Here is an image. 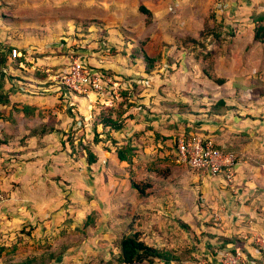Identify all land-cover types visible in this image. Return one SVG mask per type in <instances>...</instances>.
Listing matches in <instances>:
<instances>
[{"label": "rangeland", "instance_id": "1", "mask_svg": "<svg viewBox=\"0 0 264 264\" xmlns=\"http://www.w3.org/2000/svg\"><path fill=\"white\" fill-rule=\"evenodd\" d=\"M121 1L119 10L118 0H0V56L13 48L22 54V66L9 63L7 73L0 70V95L16 93L21 83L57 87L55 77L76 59L109 73L111 77L105 76L117 83L116 95L130 107L123 120L132 119L133 124L125 125H140L124 139L134 146L130 163L107 158L104 168L73 173L66 180L58 177L51 189L53 200L40 203L38 210L1 214L0 264L38 257L66 243L75 247L51 264H118L119 242L134 232L144 243L162 246L158 251L172 260L168 264L216 263L219 255L233 254L236 248L261 263L264 252L256 250L258 240L264 241V112L254 113L261 132L252 137L236 134L255 149L225 147L238 161V182L234 178L228 184L216 176L225 185L223 193L204 186L209 176L178 161L176 142L201 134L199 119L214 118L226 107L237 109L236 103L249 100L264 106V38L254 39L260 23L253 21L264 14V0H241L243 5L240 0H234L236 5H231L233 0H150L161 4L154 19L137 10L136 0ZM97 19L125 24L106 25V32L88 29L84 21ZM135 49L157 58L150 75H145L143 62L131 57ZM101 61L106 68L99 66ZM107 88L103 96L111 95ZM258 91L261 95L254 99ZM19 110L0 107V132L8 131L14 145L25 141L24 127L32 120ZM45 111L34 115L46 116ZM79 134L70 138L77 143ZM85 134V142L100 153L114 147L110 136ZM73 177L75 186H70ZM0 188L8 197L9 191ZM10 188L19 194L21 187L15 183ZM111 224L114 230L108 232ZM153 233L161 237L156 242ZM162 259L140 264H161Z\"/></svg>", "mask_w": 264, "mask_h": 264}, {"label": "crops", "instance_id": "2", "mask_svg": "<svg viewBox=\"0 0 264 264\" xmlns=\"http://www.w3.org/2000/svg\"><path fill=\"white\" fill-rule=\"evenodd\" d=\"M139 1L140 0H136L137 4H139L137 10L140 6L145 7L151 12V18L154 19L157 12L159 11L158 9L161 4H156V6L150 0H143L141 2ZM239 3L242 5L244 4L241 0L239 1ZM231 5H236L234 0ZM122 6L123 1L118 0V9L120 10ZM99 21L103 23L104 27L111 24H115L118 26L125 24L121 20H118V22L113 21L111 23L107 22L106 20ZM110 31H115V29H110ZM113 39L115 40V38ZM101 62L102 63L99 66L106 68L104 62ZM108 65L110 66V64ZM20 66H22V63L19 65V67ZM118 69L119 67L117 66L113 67L112 70ZM50 90L54 93L49 94ZM110 94V96H101L97 93H90L87 96L77 97L75 95L71 96L69 93L64 91H57L56 86H50L48 88L46 86H39L38 84L32 82L27 83V86L21 83V85L18 87V91L14 94H9L8 92L9 104H0L1 108H6L9 111L12 106L20 109H22V107H29L32 108L33 111L32 114H29V116H25L24 114H22L23 118L32 117V120L29 124V127L28 125L24 127L23 132L25 141H22L20 145H14L15 143H13V138L9 136L8 131L0 132V184L5 188V190L9 191L6 202L0 207V215L6 213V211L22 212L24 210L25 212L27 208L38 210L40 207V203L53 200V197H51V195L53 194L51 191H54V189H52V186H56V180L58 177H60L62 180H66L70 179L73 173H79L81 175L83 171H95V168H100L101 165L102 168H104L107 164V158L110 160V162H113V160H115L117 163H124L120 162L117 159L115 147H120L124 143H128V141H125L124 139L126 137H131L132 133L135 132L134 127H138L140 125L135 124L134 127H131L128 124H133L132 119L123 120V118L127 116L126 114H128V108H130L127 107L126 104H124L122 108L124 109L125 114H122L120 119L123 125L120 130H109L108 128H103L102 125L97 124L100 111L104 107L108 106L117 108L122 102L121 99H119L118 95H116L115 91L110 92ZM228 101L229 103L227 104H233V100ZM256 102L258 101H254L252 103V101L249 100L247 101V104L242 102L236 103V105L239 106L237 107V109L234 106H231V108L226 107L217 114H214V118L203 117V120L199 119V123L196 128H199L197 130L202 132L201 135L209 136L211 138L215 137L216 139H214V141L216 145L224 151L226 150L225 147H227V145L232 146L236 144L243 151H251L248 149H255L256 147L249 144L248 140L246 142H243L238 137H236V134H242L245 137L249 135L250 137H252V135H255V132L257 130H259L257 132H261L260 128L257 129V123H260V121L255 118L254 113L259 110L264 112V106H258L259 104H257ZM260 104H264V102H261ZM246 105H251L252 109L247 108ZM66 107L70 108L67 109V112H65ZM168 108H170L169 112H171V106H169ZM42 109H46V116H39V114L34 115L35 111L39 113V111ZM246 114H249L250 116L248 115L246 117ZM165 116H167V118H170V120L176 119L175 115L165 114ZM215 117L217 119H215ZM138 118L143 119L141 115ZM36 119L39 120L37 123ZM46 123H52L55 129L52 133H48L45 135H29L31 130ZM125 123L128 124L125 125ZM56 130L63 132L71 131L77 135L80 133L82 136L86 133L85 136H87L88 138V132L93 131L94 135H99V137L110 136L112 140L116 141V144H114V147H112V149H101L100 153L97 150L93 149L92 143L88 139H86V142H90L92 149L98 159L95 164L88 166L85 159V153L79 152L80 156L73 153L70 149V146L66 142L62 144V142L64 141L63 134L56 132ZM21 139H23V136H21ZM129 145L131 144L129 143ZM237 171L238 169H236V172ZM207 178L208 179L205 178L203 182L204 186H214L216 194L224 192L223 188H225V185L219 183H223L222 180L216 177ZM74 180L75 179L73 177L71 179L70 186H75ZM237 180L238 176L237 178H235L234 183L238 182ZM15 183H17L21 187L19 194H17V189L13 190L10 188ZM247 184L249 187L252 186L250 183ZM145 202L143 203V205L139 206L141 207V209L145 207ZM113 227L114 225L111 224V229L108 230V232L114 230ZM153 235H155L153 238L155 242L158 240V238H161L159 233H153ZM145 244L156 250L162 248V246L159 247L160 245L155 243L149 244L145 241ZM170 261H161V264H168Z\"/></svg>", "mask_w": 264, "mask_h": 264}, {"label": "trees", "instance_id": "3", "mask_svg": "<svg viewBox=\"0 0 264 264\" xmlns=\"http://www.w3.org/2000/svg\"><path fill=\"white\" fill-rule=\"evenodd\" d=\"M139 11L142 14H144L146 18L152 17L151 12L143 6L139 7ZM253 21L256 24L260 23V25H257L256 27L254 39L256 41H261L263 40L262 38H264V36L260 37V33L264 35V14L253 17ZM84 22H86V24L85 23L83 24H85L88 29L90 27H96L101 32L105 31L103 23H101L99 20H85ZM19 52L21 54V51ZM131 57L132 58L135 57L144 63V68H145L144 73L145 74L150 75L152 73L150 66L152 65V63H156L157 61L156 57L151 58L147 56L142 50H136V49L131 54ZM21 59H22V54L19 58H17L11 64L20 65L22 63ZM7 64H8V55H5V56L1 55L0 56V69L3 66H7ZM102 72H103L102 74L104 75L108 74V76H110L109 73H107L106 71H102ZM218 83H222V81H218ZM42 86L45 87V85H42ZM118 90H119V87H118ZM61 91H63V89ZM256 93H259V95H261L260 91L253 93L252 95L254 99H258L259 95ZM262 93L264 96V90ZM0 104L8 105L9 104L8 96L5 98L2 95H0ZM124 104L125 103L121 102L117 108L108 107V106L104 107L100 111V114L98 116V122L96 121L97 124H100L102 125L103 128H108L109 130H114V131L120 130L122 128V122L120 119H121L122 114L124 113V109H122ZM19 111L25 116H29V114H32L33 109L29 107H22V109H20ZM183 113L185 112H178L179 115H182ZM54 130L55 129L52 123H46V124L40 125L39 127L31 130L29 135H34V134L35 135H38V134L45 135L48 133H52ZM56 132L62 133L63 135L68 137V141H63L62 144L66 142L70 146V149L72 150L73 153L76 154L77 151L85 153V156H86L85 159H86V163L88 164V166H91L97 162L98 159L92 149V146L90 145V143L86 144V142H84L85 139L84 137H82V135H80L76 143L75 142L76 140L74 139V137L70 138V136L71 137L74 136V132H72L70 135L68 134L66 135L65 132L59 131V130H56ZM75 143L77 146L74 145ZM94 143L97 144L96 137L94 139ZM112 143L116 144V141L112 140ZM133 147L134 146L129 145V143H124L120 147L116 146L115 153H116L117 159L120 162L130 163L131 158L133 157V154L135 153V150ZM226 151L228 152L229 149H226L225 152ZM132 184L134 188L139 192V194L141 195L144 194L143 188H141L136 183H132ZM89 220L90 218L88 216L87 222ZM73 247H75V245L66 243L65 245H62L61 247H59L58 249L50 250L49 252L39 255L38 257H27L21 261L9 260L8 264H51L58 257L65 254L66 252H68L69 249ZM118 249H119V255L117 257L118 264H140L146 260H149L150 258H163L167 262L171 260L168 256L162 254L160 251L147 246L143 241L140 240L137 232L123 236L119 242ZM237 250L238 249L236 248L232 253H235ZM1 252H2V249H0V258H1Z\"/></svg>", "mask_w": 264, "mask_h": 264}, {"label": "built area", "instance_id": "4", "mask_svg": "<svg viewBox=\"0 0 264 264\" xmlns=\"http://www.w3.org/2000/svg\"><path fill=\"white\" fill-rule=\"evenodd\" d=\"M21 56L18 49L13 48L8 53L7 66L1 67L2 73H7L10 68L9 63L14 62ZM57 79V91L72 93L78 96H87L90 93H97L98 95H105L108 88L114 92L117 84L112 82L109 77L99 73L91 67L82 64L76 59L73 60L72 65L65 74ZM176 149L178 154V161L186 164L189 168L195 170L199 174L207 175L209 177L222 176L226 183H232L235 178V173L238 165L236 156L231 152H225L220 149L215 141L205 135L190 134L189 137H181L177 139ZM7 197L4 191L0 188V207L6 202ZM260 251L264 252V241L258 240ZM262 257H264L262 255ZM202 264H257L255 261L247 259L245 254L241 251H236L233 254L219 255L216 263H202ZM259 264H264L263 261Z\"/></svg>", "mask_w": 264, "mask_h": 264}]
</instances>
